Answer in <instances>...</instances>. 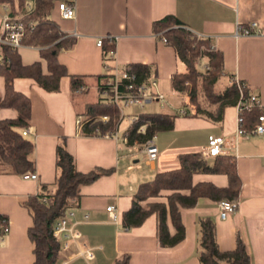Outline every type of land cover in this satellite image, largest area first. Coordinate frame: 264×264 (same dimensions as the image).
<instances>
[{
	"label": "crops",
	"instance_id": "obj_1",
	"mask_svg": "<svg viewBox=\"0 0 264 264\" xmlns=\"http://www.w3.org/2000/svg\"><path fill=\"white\" fill-rule=\"evenodd\" d=\"M33 1H26V9H31ZM73 10L72 20L59 18L55 3L50 12V19L61 32L74 34L72 44L56 54L67 74L58 79V90L46 92L29 78L12 80V88L29 100L26 135L33 142L36 180L0 174V215L8 226L0 244V264L32 263V244L26 236L31 219L23 202L38 193L41 185L51 189L55 147L61 138L76 171H108L81 185L77 201L66 209L72 211L70 222L80 235L77 245L83 244L92 250V258L85 260L76 255L77 248L70 245L59 255L67 264H113L122 254L127 255V264H198L197 221L200 218L213 222L215 243L220 251L233 249L238 236L246 247L250 264H264V130L260 134L247 133L236 140L233 105L222 109L217 122L177 114V110H184L183 99L172 90L170 79L183 67L172 48L151 29L153 22L173 16L195 36L207 38L209 46L221 55L219 77L225 81L219 90L230 77L234 78L243 82L264 108V0H73ZM250 22L258 24V34H235L236 28L246 27ZM103 36L115 39L113 63L147 67L155 79V90L163 94L167 102L164 110L156 103H149L157 110L143 111L142 106L129 113L173 115L171 128L154 135L157 155L153 162H146L136 153L139 145H128L120 138L126 125L124 121L118 126L120 136L117 140L83 135L75 124L76 117L84 115L86 106L97 101L102 53L94 42ZM17 53L22 65L38 62L41 73H47L36 48L20 46ZM69 76L81 77L82 91L70 90ZM90 89L94 96L89 94ZM2 94L3 79L0 77V96ZM14 117L12 109L0 108V120ZM209 135L221 136L222 154L233 158L240 181L236 210L220 220L217 201L198 198L192 208L180 209L183 237L171 247L158 243L155 214L148 215L137 227L124 229L121 214L129 208L138 185L151 180L157 172L176 168L179 154H200ZM191 182L224 187L226 177L195 173ZM167 193L161 191L146 202L165 203ZM107 206L114 207L116 222L108 219ZM83 215H87L85 221ZM165 223L171 235L173 227L168 216Z\"/></svg>",
	"mask_w": 264,
	"mask_h": 264
},
{
	"label": "trees",
	"instance_id": "obj_2",
	"mask_svg": "<svg viewBox=\"0 0 264 264\" xmlns=\"http://www.w3.org/2000/svg\"><path fill=\"white\" fill-rule=\"evenodd\" d=\"M26 1L0 0V11L5 6L10 17L21 16L18 20L23 27L20 45L36 48L47 71L42 74L38 62L22 65L17 49L0 44V77L3 79L0 108H9L15 112L14 118L0 120V174L20 176L33 171V142L31 137L21 135V131L28 128L29 100L12 88V80L29 78L46 92L57 91L58 79L67 74L58 63L56 54L61 49H67L73 42V38L61 32L50 19L54 2L59 0H34L31 9H26ZM62 1L73 4V0ZM151 29L155 36L164 38L165 44L172 48L177 61L183 67L181 72L171 77L170 85L182 99H189L188 102L183 99L184 115L219 121L222 109L234 105L238 93L231 77L220 90H213L221 75L220 53L209 46L207 38L195 36L173 16H164L153 22ZM108 48H111V44L104 40L101 51ZM200 56L205 58L208 67L202 73L195 69V60ZM130 66L136 81L148 73L147 67L143 65ZM102 77V74L98 77L97 85ZM69 82L70 90L74 92L79 89L82 79L69 76ZM198 92L202 98L197 99ZM259 114L257 109L244 111L242 127L249 131ZM102 115L106 116V121H97L96 118ZM83 116L90 119L81 127L80 133L83 135L94 136L93 128H97L99 132L111 131L118 122L116 109L97 101L86 106ZM172 116L139 113V120L125 130L123 141L128 145H140L147 137L170 129ZM143 123L144 131L136 132ZM177 159L176 168L157 172L151 180L139 184L131 197L129 208L121 214V225L124 229L137 227L148 215L155 214L156 236L162 247H171L183 237L179 212L181 208H192L198 198L211 201L235 200L240 189L232 156L220 154L207 162L201 158L199 152H193L179 154ZM54 169L51 189L41 185L38 193L28 196L23 202L31 219V225L26 230V236L32 244L31 264H57L59 242L50 234L54 221L77 201L78 188L81 185L88 184L108 172L97 169L85 173L76 171L62 138L55 147ZM195 173L222 174L226 177V186L216 187L208 182L193 184L191 176ZM161 191L168 192L164 195L165 203L146 202L147 198L156 197ZM166 216L173 227L171 235L167 231ZM197 260L198 264H250L246 247L238 236L235 237L233 249L220 251L217 248L214 224L208 218L197 221ZM127 261V255L122 254L113 264H127Z\"/></svg>",
	"mask_w": 264,
	"mask_h": 264
},
{
	"label": "built area",
	"instance_id": "obj_3",
	"mask_svg": "<svg viewBox=\"0 0 264 264\" xmlns=\"http://www.w3.org/2000/svg\"><path fill=\"white\" fill-rule=\"evenodd\" d=\"M0 13V44L8 45L12 48L17 49L20 47V40L23 36V27L19 23L21 16L10 17L5 8L1 7ZM55 10L58 17L63 20H72L74 18L73 4L59 0L55 3ZM260 32L259 26L256 22H250L246 27L236 28L235 34L242 36L254 35ZM71 37L73 33L69 34ZM111 44V48H108L102 53L101 60V71L102 78L97 85V102L112 106L117 111L118 122L113 130L99 132L97 128L92 129V133L96 137L108 138L117 140L120 138L124 139V133L119 135L118 126L124 121L126 123L123 132L127 130L131 124L139 120V113L126 112L128 108L138 107L142 108L143 105L149 103H156L160 110L166 108L167 102L163 94L155 90V79L149 73L138 81H136L135 75L131 72L130 64L117 66L114 61V43L115 39L111 36L99 37L95 40L94 44L96 47H102L103 41ZM165 43L164 38H160ZM204 71L208 69L207 65L203 66ZM233 82L237 89V99L234 108V123L235 130L234 136L237 139L244 137L247 133L260 134L264 130V108L259 102L257 96L249 92L246 85L233 78ZM82 91V87L77 89ZM250 109H257L260 114L256 117L255 123L249 131H246L242 127V113ZM177 114L184 115V110H177ZM106 116L102 115L96 118L97 121L105 122ZM90 119L85 116H77L75 124L78 129L82 127L85 122ZM147 123V121H146ZM144 123L141 124L136 132L142 133L144 131ZM28 134L27 129L21 131V135ZM136 153L139 154L146 162H153L157 155V149L155 146V136L147 137L143 143H141L136 149ZM223 153V139L221 136L209 135L206 138V145L200 151V156L203 160L212 159L213 157ZM24 179L36 180V174L34 171L27 172L22 175ZM217 206V218L224 220L229 214L234 212L237 207L235 200H219L216 203ZM105 212L108 219L111 222L117 221V214L113 206H107ZM71 210H64L63 214L54 221L51 227V236L59 242V255L61 252L67 251L70 245H74L77 248L76 255L82 257L85 260L92 258V250L87 246L81 244L78 246V240L80 238L79 233L73 228L71 223L72 218ZM87 219V215H83V221ZM8 232V226L6 219L0 217V244L2 243L5 235ZM56 259L57 264H67V261L59 258Z\"/></svg>",
	"mask_w": 264,
	"mask_h": 264
},
{
	"label": "rangeland",
	"instance_id": "obj_4",
	"mask_svg": "<svg viewBox=\"0 0 264 264\" xmlns=\"http://www.w3.org/2000/svg\"><path fill=\"white\" fill-rule=\"evenodd\" d=\"M57 2V1H56ZM54 2V3H56ZM205 58L204 57H198L196 60H195V69L198 71V72H204V64H205ZM225 80L223 78H220L218 77V79L216 80L215 82V85H214V88L213 90H218L221 86H222V82H224ZM89 94H91V96H94V91L93 90H89ZM202 94V93H201ZM199 98H202L201 95H199V92H198V97L197 99ZM184 101L188 102V98L187 97H183ZM139 108L137 107H131V108H128L127 110H125L126 112H132V111H138ZM154 110H157V107L153 104H149V105H143V111H154ZM164 110V109H163Z\"/></svg>",
	"mask_w": 264,
	"mask_h": 264
}]
</instances>
